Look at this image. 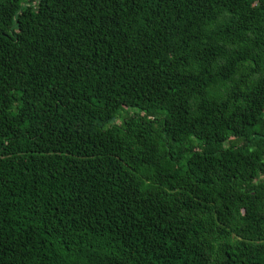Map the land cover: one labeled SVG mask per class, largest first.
<instances>
[{"label":"trees","instance_id":"trees-1","mask_svg":"<svg viewBox=\"0 0 264 264\" xmlns=\"http://www.w3.org/2000/svg\"><path fill=\"white\" fill-rule=\"evenodd\" d=\"M0 264H264V0H0Z\"/></svg>","mask_w":264,"mask_h":264}]
</instances>
